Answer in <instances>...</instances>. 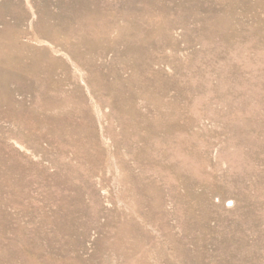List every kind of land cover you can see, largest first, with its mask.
<instances>
[{
  "label": "rangeland",
  "instance_id": "rangeland-1",
  "mask_svg": "<svg viewBox=\"0 0 264 264\" xmlns=\"http://www.w3.org/2000/svg\"><path fill=\"white\" fill-rule=\"evenodd\" d=\"M0 264H264V0H0Z\"/></svg>",
  "mask_w": 264,
  "mask_h": 264
}]
</instances>
